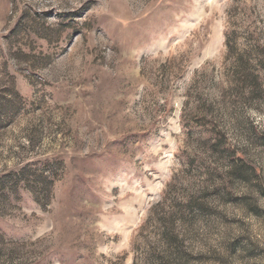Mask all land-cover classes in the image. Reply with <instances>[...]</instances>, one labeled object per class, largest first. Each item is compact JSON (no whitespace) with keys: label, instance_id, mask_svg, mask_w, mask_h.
<instances>
[{"label":"rangeland","instance_id":"1","mask_svg":"<svg viewBox=\"0 0 264 264\" xmlns=\"http://www.w3.org/2000/svg\"><path fill=\"white\" fill-rule=\"evenodd\" d=\"M0 264H264V0H0Z\"/></svg>","mask_w":264,"mask_h":264},{"label":"trees","instance_id":"2","mask_svg":"<svg viewBox=\"0 0 264 264\" xmlns=\"http://www.w3.org/2000/svg\"><path fill=\"white\" fill-rule=\"evenodd\" d=\"M230 36H231V34H226V37H227V40H226V45L228 46V48H229V44H230V42H231V38H230ZM233 36V35H232ZM231 49H233L231 46H230V49L229 50H231ZM238 63L240 64L239 66H240V68H242L243 70L246 68V63L244 62V60H242V58H239L238 59ZM255 82L257 81V76H255V80H254ZM3 178V177H2ZM7 178V176H5L3 179H6Z\"/></svg>","mask_w":264,"mask_h":264}]
</instances>
